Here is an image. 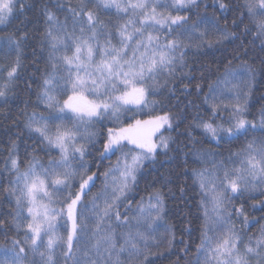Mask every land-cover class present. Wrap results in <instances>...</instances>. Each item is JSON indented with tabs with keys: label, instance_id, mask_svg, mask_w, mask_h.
I'll list each match as a JSON object with an SVG mask.
<instances>
[{
	"label": "snow or ice",
	"instance_id": "1",
	"mask_svg": "<svg viewBox=\"0 0 264 264\" xmlns=\"http://www.w3.org/2000/svg\"><path fill=\"white\" fill-rule=\"evenodd\" d=\"M217 3L221 10L229 8L225 0H217ZM200 6L198 0H171L167 5H159L156 0H87L69 8L71 31L67 18L61 22L55 12L48 7L43 9L45 27L40 43L48 49L50 70L43 73L38 100L59 115L46 119L32 113L27 117L26 127L38 134L39 142L46 144L49 150L57 149L59 159L50 160L45 167L33 156L27 167L21 170L17 146L15 143L11 145L4 171L13 174L15 179L10 180L7 187L0 186V193L15 198V212L0 216V229L7 224L16 235L12 240V259L0 261V264H25V256L21 255L25 248L41 257L40 264H60L56 258L58 245L61 246L63 264H69V261L82 264L76 258L78 246L82 244L94 257H90L87 264H112L114 256L117 258L115 264H120L118 257L122 253H127L130 264L133 261L136 264H155L149 261L147 241L157 231L154 227L156 222L164 218L166 205L163 190L155 189L146 201L142 198L136 206L133 219L138 227L143 226L147 231H137L134 236L129 234L121 243L112 224L115 223L116 227L129 225L130 201L135 199L131 193L138 186V174L145 161L156 160L158 149L164 152L171 150L169 141L172 138L165 136L161 130H172L174 124L178 128V118L165 112L150 120L136 119L126 127H107V135L101 141L103 152L111 155L119 152L120 156L115 165L103 172V187L97 195H93L92 189L99 178L89 170L85 159L86 145L91 141L77 140L80 129L63 126V122L75 120L94 124L118 119L121 111H133V106L142 111L141 106L149 103L150 92L154 94L152 85L156 84L158 76H164L168 83L175 80L178 73L187 74L189 69L185 55L193 46L194 34L203 25H210L216 35L214 40H209L207 32L200 31L196 37L199 41L195 44L197 48L205 43L211 47L213 43L239 39L227 28H219L215 18L209 20L205 17L199 23L191 24L185 10L191 12ZM25 7L24 0H0V25L8 22L15 13H23ZM158 7L174 9V14L157 11ZM101 8L115 9L121 14L118 20L123 23L106 24L97 11ZM241 8L240 24L247 16L255 22L256 35L264 42V0H244L236 10L239 12ZM113 31L119 38L118 46L112 44ZM244 31H249L246 26ZM100 36L104 38L102 45ZM26 39L27 33L20 38L9 37L16 58L0 70V76L5 73L7 76V81L0 85V99L5 103L20 67L21 42ZM233 58L242 67L239 72L227 69L221 82L228 91H234V95L221 92L223 99H219L216 89L210 85L211 94L204 100L208 105V114L206 117H194V128L202 129L203 134L217 144L247 137L256 131L264 137V111L261 112L259 125L246 119L247 93L236 89L235 85L228 87L241 75L251 79L255 69L245 64L239 55ZM88 92L93 93L92 99L85 95ZM57 96L66 98L61 102ZM223 112L228 113L227 120L220 115ZM49 124L53 127L50 128ZM157 133H160L158 137ZM188 136L192 138L191 133ZM192 143L195 145L197 141L192 139ZM258 144L253 140L243 153L213 160L212 170H193L191 175L200 192L205 225L196 249L197 264L201 256L204 257V264H264V228L258 237H248L231 226L234 216L240 217L241 223L248 220L244 205L241 203L236 208L234 201L239 202L245 196L257 199L252 195L256 191L264 197V139ZM193 151L203 158L195 148ZM70 157L81 162L79 168L71 167ZM53 192L63 197L56 201L58 207L52 206ZM45 198L47 203L43 202ZM86 200L91 205L90 216L85 211L88 207L84 202ZM208 203L212 205L211 216ZM259 203L264 209V199H260ZM125 205L128 207L121 213L120 208ZM58 221H62L63 236L59 234ZM209 221L215 228H209ZM21 232L23 237L19 238ZM172 239H175L174 233ZM168 243L171 246V240ZM186 251L190 249L186 248Z\"/></svg>",
	"mask_w": 264,
	"mask_h": 264
},
{
	"label": "trees",
	"instance_id": "2",
	"mask_svg": "<svg viewBox=\"0 0 264 264\" xmlns=\"http://www.w3.org/2000/svg\"><path fill=\"white\" fill-rule=\"evenodd\" d=\"M87 0H24L26 7L23 13L17 12L5 24L0 25V70L14 62L16 55L14 46L9 43V37L20 38L27 33V39L22 40L20 48V67L13 84L10 85L6 97V103L0 99V186L7 187L10 180H14L13 174L5 172V164L8 161L11 145L16 144L17 153L22 162L21 170L27 167L28 161L33 156L37 157L41 164L48 165L50 160L59 159L58 150H49L47 145L39 142L38 134L30 131L26 127V120L29 115L36 113L38 116L52 118L56 116L55 111L47 109L38 100L39 83L43 73L49 71L48 49L40 43L44 31L43 9L48 7L55 12L61 22L67 18L69 30L72 27V17L70 7L86 3ZM201 6L191 12L185 10L191 24H197L201 18L211 20L215 18L218 27L227 28L234 32L239 39L222 41L220 44L213 43L211 47L207 43L201 47H195L196 37L200 31H206L209 40H214L216 33L211 30L210 25H203L193 36V46L190 47L185 55V62L189 71L187 74H177L175 80L165 82L164 76H158L156 84L152 85L154 94L150 92L147 106H141L143 110L121 111L118 119H106L101 123L87 124L91 128V142L86 145L87 153L85 159L89 165V170L95 172L99 178L95 188L92 189L93 195L100 193L104 180L103 172L110 166L115 165L120 153L115 155L105 154L101 141L107 135V127L111 126L118 129L134 123L136 119L150 120L156 115L165 112L171 113L172 117L178 118L177 128L174 124L172 130L162 129L165 136H170L168 152L158 149L155 161H148L144 164L138 174V186L131 193L135 199L130 201L131 211L128 212L129 225L112 227L118 237L133 236L137 231L145 232L143 226H137V221L133 219L136 206L143 198L147 197L155 190L161 189L165 193V212L164 218L157 221L154 227L157 229L152 237L147 241L149 261L155 264H197V246L200 243L204 230V212L200 207V192L193 183L192 172L194 169L211 168L213 160H223L235 153H243L247 144L253 140L258 142L264 137L259 131L249 133L247 137L241 136L231 142H216L210 140L202 129L194 128V117L207 116L208 105L204 100L209 96V86L213 88L226 76V70L231 69L238 72L242 65L233 57L239 55L243 62L255 69L254 75L249 79L247 93V110L244 113L246 119L259 125L261 112L264 111V42L256 35L255 22L244 17L243 24H240V16L243 9L238 12L236 9L241 6L244 0H225L229 4L227 10L218 7L217 0H198ZM171 0H162L160 5L170 4ZM59 5L60 7H57ZM164 13L173 12L174 9L163 8ZM101 19L108 25L123 23L118 20L121 15L115 9H97ZM235 21V24L233 23ZM245 26L249 30L244 31ZM101 45L104 43L102 36L98 37ZM118 36L113 31L112 44L118 46ZM246 53V56H245ZM131 55V53H129ZM138 55V54H137ZM39 69V71H37ZM7 81L6 73L0 76V85ZM150 84L152 82H149ZM187 85V88H185ZM199 85V88H197ZM61 102L63 98L60 97ZM39 105V106H38ZM224 120L228 119V113H220ZM77 121H64L63 125L73 128ZM191 133V139L188 134ZM160 133L156 134L158 137ZM156 137H153L156 140ZM192 139L197 141L195 145ZM176 141V143H172ZM158 143L159 141L156 140ZM129 147H132L131 145ZM193 148L202 154L203 158L194 154ZM49 151L51 154H49ZM139 151V150H137ZM211 154V155H209ZM108 156L109 158H105ZM70 160L79 168L80 161L74 158ZM184 191L181 192L180 189ZM252 195L257 199H249L245 196L241 201H234L236 208L244 205V211L248 217L247 223H241V218H232L234 226L238 231L248 237H258L261 229L264 228V209L260 207L259 200L264 199L259 191ZM90 199V198H89ZM88 206V200L84 201ZM125 205L120 208L124 213ZM9 212H15V198H9L6 194L0 193V216ZM90 216V215H89ZM170 229L171 231H169ZM172 233L175 239H172ZM15 232L7 224L0 229V255L5 253L13 254L12 240ZM23 237V232L20 237ZM171 240V246H169ZM75 246V242H74ZM77 259L82 264H87L92 257L91 252H87L85 245L78 246ZM190 249V251H186ZM26 252V254H25ZM21 255L25 256V264H36L29 257L28 248ZM127 253L119 255L120 264H130L126 258ZM63 257L60 255L57 260L63 264ZM116 257H113L112 264H115ZM200 260V258H199ZM69 264H72L69 261ZM132 264H136L135 261Z\"/></svg>",
	"mask_w": 264,
	"mask_h": 264
},
{
	"label": "rangeland",
	"instance_id": "3",
	"mask_svg": "<svg viewBox=\"0 0 264 264\" xmlns=\"http://www.w3.org/2000/svg\"><path fill=\"white\" fill-rule=\"evenodd\" d=\"M161 1L162 0H156V2L159 5H160ZM157 11L165 12L163 10V8H160V7L157 8ZM69 54H71V53H69ZM228 79L231 80V77H228ZM248 84H249V79L247 78V75H241L236 80H233L232 84H230L228 87H232L233 85H235L236 89L244 92L245 89L248 88ZM215 89H216V92H217V97L219 99H223V97L220 96L221 92H223L224 95H234V91L233 92L228 91V89L225 87V84L222 83V82H219L216 85ZM100 91L103 92L104 89L101 88ZM85 95L87 96L88 99H92L93 98V93H91V92L85 93ZM57 99L61 100L60 96H57ZM133 108H135V106H133ZM56 115H59V113H56ZM46 119H51V118H46ZM49 127L52 128L53 125L49 124ZM77 128L80 129V131L76 135V139L77 140H81L82 141L83 139H90V141H91V128L89 127V125L84 124V123H80V122L77 121V123H75V126L72 129L75 130ZM146 162H148V161H145V163ZM45 167H47V165ZM71 167L75 169V164L72 161H71ZM212 168H213V164H212L211 168H209V170H212ZM49 191H51V189H49ZM62 198L63 197L60 195V193L53 192L52 193V199H53L54 203H53L52 206L58 207L59 205H58V203H56V201H59ZM43 202L47 203V199L45 198V200ZM207 209H208L209 216H211V214H212V205H211V203L207 204ZM85 211L88 213V215H91V205H89L87 207V209H85ZM24 215L25 216L27 215L26 210L24 212ZM61 223H62V221H58L57 222V228L59 229V234L61 236H63V235H65V232H64V229L61 227ZM231 226H233L235 229H237V227L234 226V224H233V220H232V225ZM209 228L210 229L211 228H215V225H212L211 221H209ZM209 235H212L211 231H209ZM60 247H61L60 245L57 246L56 258H58L60 256ZM28 252H29V257H31L36 262V264H40L41 257L39 255L31 253L29 251V249H28ZM25 254H26V252H25ZM12 257H13V254H10V253L1 254L0 255V261H10L12 259ZM199 264H204V257L203 256L200 257Z\"/></svg>",
	"mask_w": 264,
	"mask_h": 264
}]
</instances>
